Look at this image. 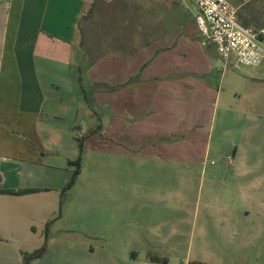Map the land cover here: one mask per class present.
Here are the masks:
<instances>
[{"label": "crops", "instance_id": "crops-1", "mask_svg": "<svg viewBox=\"0 0 264 264\" xmlns=\"http://www.w3.org/2000/svg\"><path fill=\"white\" fill-rule=\"evenodd\" d=\"M228 1L242 25L264 27V0ZM97 2L0 0V264H25L46 230L47 250L31 264H174L186 232L176 219L175 174L187 172L176 163L189 170L193 162L202 166L204 236L231 251L228 264H264L263 64L239 69L225 61L216 88L218 67L190 25L181 37L173 32L133 55L89 64L85 21ZM236 114L251 124L252 151L209 169L217 115L222 123ZM87 146L99 159L137 161L129 177L138 179L91 198L80 212L86 235L58 242L51 231L65 218L61 194Z\"/></svg>", "mask_w": 264, "mask_h": 264}, {"label": "rangeland", "instance_id": "rangeland-1", "mask_svg": "<svg viewBox=\"0 0 264 264\" xmlns=\"http://www.w3.org/2000/svg\"><path fill=\"white\" fill-rule=\"evenodd\" d=\"M185 25H190L191 29L194 28L193 32L197 34V39L205 42L192 16L174 0H98L85 21V54L89 58L90 53L96 46V52L91 56L93 58L100 55H103L101 57L103 58L109 54L119 57L133 55L150 43L161 40L170 33L175 32V35L181 37L184 34L183 32L180 33L179 29ZM204 49L208 58L218 67V71L214 72L215 75H211L213 80L211 83L216 84L215 87L217 88L225 60L218 55L211 45L206 44ZM262 64L264 66V61ZM78 82L76 83L77 89L83 94V85ZM87 100L86 97H83L84 102ZM220 117L217 115V122L211 134L212 139L208 143V154L210 155L207 164L209 169L222 161L224 162L228 156L234 155L236 151H252V146L247 150L251 131L249 121L243 116L239 119L236 114L235 118L219 123ZM87 147L81 165L82 174L76 178L73 187L67 188L64 186L69 182L74 168L72 167L70 171L64 172L68 174H66L63 183L65 190L61 194L60 212L65 215V218L58 224V228H56V225L51 231V238L58 239V242L63 238V241H67V243L69 241L70 243L75 241L78 236L86 235L87 228L86 225H83L81 219L83 216L80 215V212L83 211L82 208L86 207L91 198H104L105 195H110V193H105L106 190L118 186L121 179L124 182L126 181L127 184L131 183V180L138 179L129 177V175H135L130 171L136 172L137 161L121 160L119 156L99 159L97 158L98 153L89 149V146ZM204 147V145H200L199 150L202 152ZM258 147V151H264V143ZM108 153H113V151H108ZM192 164L189 170L188 168L185 170L182 165L176 163L177 169L187 172L186 175L182 173L175 174L176 201L181 203L182 210L177 212L176 219L177 223H183L186 232L183 239L184 247L176 252L177 256H174L173 262L174 264H184L187 259L203 264H228L232 259L231 251L222 246V242H219L221 246H218L214 236L206 237L203 234L205 221L200 212H202L203 205L206 202V194L201 192L202 189L200 190L202 166L198 162ZM120 172H122V177ZM208 178L209 175L207 174L204 186L208 183ZM182 185L188 186L190 190L180 191L179 186ZM118 194L119 192L115 191L111 195L118 197ZM84 218L86 219V214ZM74 219L77 220V223ZM84 223L86 224L85 220ZM61 234H65V236ZM43 262V264H51L49 259H44Z\"/></svg>", "mask_w": 264, "mask_h": 264}, {"label": "built area", "instance_id": "built-area-1", "mask_svg": "<svg viewBox=\"0 0 264 264\" xmlns=\"http://www.w3.org/2000/svg\"><path fill=\"white\" fill-rule=\"evenodd\" d=\"M192 16L204 44L215 48L226 62L237 68H256L264 61V27L244 26L238 10L228 0H174ZM232 156L225 162L232 164Z\"/></svg>", "mask_w": 264, "mask_h": 264}, {"label": "trees", "instance_id": "trees-1", "mask_svg": "<svg viewBox=\"0 0 264 264\" xmlns=\"http://www.w3.org/2000/svg\"><path fill=\"white\" fill-rule=\"evenodd\" d=\"M97 44V42H96ZM97 47L95 46V48L93 49V51L90 53V55H94V53L96 52V49ZM106 55V54H104ZM89 57L87 59L88 63L89 64H92V63H95L99 58H101L103 55H100L96 58H93V57ZM80 152L82 153L83 151V141H80ZM81 164H82V160L81 158L79 157L78 160H76L73 164L71 162V165L75 166V169L73 171V175H72V178L70 180V182L68 183V186L67 188H71L75 185V181H76V178L78 177V175L80 174V171H81ZM36 190H22V191H6L5 193H8V194H12V195H24V194H28V193H33L35 192ZM49 226V224H48ZM45 237H46V240H45V243L44 245L39 249V250H36L32 253H24V256H25V264H31V262L35 259H38L40 257H42L44 255V253L46 252L47 250V240H48V231L46 230V233H45ZM189 264H202L200 262H191Z\"/></svg>", "mask_w": 264, "mask_h": 264}]
</instances>
